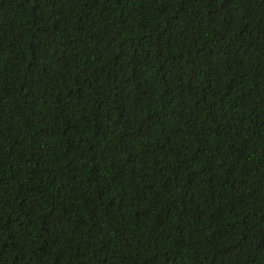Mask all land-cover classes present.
<instances>
[{"label": "trees", "instance_id": "obj_1", "mask_svg": "<svg viewBox=\"0 0 264 264\" xmlns=\"http://www.w3.org/2000/svg\"><path fill=\"white\" fill-rule=\"evenodd\" d=\"M0 264H264V0H0Z\"/></svg>", "mask_w": 264, "mask_h": 264}]
</instances>
